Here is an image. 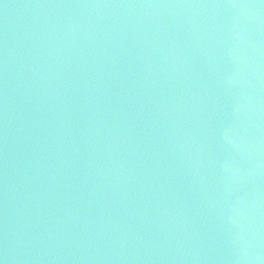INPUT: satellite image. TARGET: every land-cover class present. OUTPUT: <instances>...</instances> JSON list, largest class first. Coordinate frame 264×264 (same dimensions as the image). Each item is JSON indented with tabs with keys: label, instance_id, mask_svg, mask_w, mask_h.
Wrapping results in <instances>:
<instances>
[{
	"label": "water",
	"instance_id": "95a60500",
	"mask_svg": "<svg viewBox=\"0 0 264 264\" xmlns=\"http://www.w3.org/2000/svg\"><path fill=\"white\" fill-rule=\"evenodd\" d=\"M3 264H264V0H0Z\"/></svg>",
	"mask_w": 264,
	"mask_h": 264
},
{
	"label": "snow or ice",
	"instance_id": "6c2138e0",
	"mask_svg": "<svg viewBox=\"0 0 264 264\" xmlns=\"http://www.w3.org/2000/svg\"><path fill=\"white\" fill-rule=\"evenodd\" d=\"M0 264H3V261H0Z\"/></svg>",
	"mask_w": 264,
	"mask_h": 264
}]
</instances>
